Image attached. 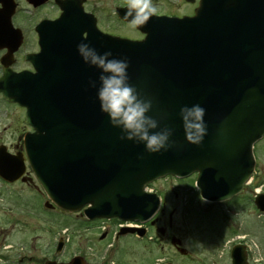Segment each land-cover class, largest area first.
I'll return each instance as SVG.
<instances>
[{
	"label": "water",
	"instance_id": "95a60500",
	"mask_svg": "<svg viewBox=\"0 0 264 264\" xmlns=\"http://www.w3.org/2000/svg\"><path fill=\"white\" fill-rule=\"evenodd\" d=\"M241 1L202 0L195 19L142 27L148 34L143 43L87 40L99 52L111 50L129 61L131 83L153 101L150 114L174 129L167 151L148 153L143 144L120 139L89 87L99 73L78 55L77 39L64 40L54 57L47 36L39 73L2 81L5 96L28 108L27 124L35 130L25 138L28 161L57 206L79 211L90 205L89 219L147 221L158 199L144 192L145 185L196 171L207 200L224 201L242 190L254 167L252 146L264 136V21L244 23L235 5ZM259 12L247 7L246 15ZM78 18L65 23L67 39ZM194 103L206 108L207 134L199 145L186 141L179 118L180 107ZM5 152L0 150V176L14 182L25 174L24 158Z\"/></svg>",
	"mask_w": 264,
	"mask_h": 264
},
{
	"label": "rangeland",
	"instance_id": "374dc122",
	"mask_svg": "<svg viewBox=\"0 0 264 264\" xmlns=\"http://www.w3.org/2000/svg\"><path fill=\"white\" fill-rule=\"evenodd\" d=\"M165 1L163 0V4ZM178 4L179 8L171 13H186L180 0ZM21 9L16 19L23 24L28 18L26 4H22ZM98 13L105 19L104 27H110L113 33L123 36L127 34L126 30L128 35L138 36L130 27L125 30L123 27H107V24L111 25L115 20L113 12L99 9ZM24 129L22 115L11 107L0 106V144L8 148L19 144L24 133L21 131ZM257 149L260 150L259 166L264 170V142ZM31 177L34 179L32 173ZM38 185L36 181L30 186L21 182L8 186L0 182V264H45L47 260L68 263L76 256L86 257L91 264H113L112 260L114 264H156L158 261L171 259H176L177 264H205L210 244L220 243V232L229 238L231 235L228 234H231L233 227L238 232V237L246 240L256 252L257 249L261 251V247L264 248V218L258 217L250 207L242 206L244 209H241L238 204L232 205L231 211L226 212L225 223L221 218V208L206 216L198 215L199 209L207 210L208 207L205 202L200 201L197 192L194 193L192 183L166 180L154 186L155 190H164L166 197V212L156 222L157 227L151 229V238L155 240L149 244H141L135 238L126 236L117 244V249L120 250L109 254L114 246L116 223L101 225L103 221L85 222L82 214H63L57 210L50 212L47 210L46 197ZM250 192L246 197L253 196ZM235 212L236 216H232ZM100 226L109 227V237L103 241L99 236ZM158 230L165 235L162 236ZM171 234L182 240L187 256H182L175 250L171 239H168ZM233 237L234 235L228 240ZM60 239L68 243L63 254H56ZM229 243L230 241L225 244V249ZM260 255L263 257L262 253ZM216 258L221 260L222 253Z\"/></svg>",
	"mask_w": 264,
	"mask_h": 264
},
{
	"label": "clouds",
	"instance_id": "9594fccd",
	"mask_svg": "<svg viewBox=\"0 0 264 264\" xmlns=\"http://www.w3.org/2000/svg\"><path fill=\"white\" fill-rule=\"evenodd\" d=\"M124 19L131 29L146 25L156 12L153 0H127ZM77 53L85 64L98 70V79H90L89 87L95 89L100 111L109 124L120 130V139L143 144L148 153H160L172 147L174 129L161 126L160 121L150 113L151 98L143 95L131 83L126 58L115 56L111 50L99 52L90 42L82 40L77 44ZM206 108L199 103L182 105L179 118L187 142L199 145L207 134L204 117Z\"/></svg>",
	"mask_w": 264,
	"mask_h": 264
},
{
	"label": "flooded vegetation",
	"instance_id": "af4514ba",
	"mask_svg": "<svg viewBox=\"0 0 264 264\" xmlns=\"http://www.w3.org/2000/svg\"><path fill=\"white\" fill-rule=\"evenodd\" d=\"M126 2H127V0H86L84 4H86V8L89 10V9L94 8V7L96 8L98 6V4H106V5L112 4L115 6L114 8L125 7ZM198 3L199 2L197 1L196 4H194V6L195 7L198 6ZM28 4H34V3L31 2ZM40 4H45V5L41 6L39 9L31 7L32 16L29 18L28 23H29V26H32V29H31V34L29 35L28 39H26L24 41L20 50L17 53H15L14 57H12L10 59H6V62H7L6 64L12 63L11 69L13 70V72L20 73L23 71H31V72L34 71L32 65L28 62L26 63L25 59H26V56L28 54H37L39 52L38 36H37L36 30H35L36 25H37V23H40L42 20H45V19H52V20L56 19V18H49V17H47V15H46V17L44 16L45 18H41V14L38 11H40V9L52 7L54 10H56V12H59V14H60V10L56 6L55 0L45 1V2H42ZM35 21H37V22L35 25H33ZM25 47L27 48V51L24 50ZM6 55H8V51L0 50V77L4 71L1 62H2V59ZM15 148L21 149V146L17 145ZM163 214L164 213H162L157 218L156 222L161 219V216ZM220 235H221V240L219 241L220 242L219 244H217V243L210 244L211 249H210V252L206 256L207 258L205 260V264H210V262H212V264H232L231 258H230L232 247L234 245L236 246V244H241V245L244 244L243 242H237V236L235 235L234 236L235 239H234V237L232 238L233 242H231V245L229 246L227 254L223 253L222 259L219 260L216 257L221 255V252L223 250L222 247L225 246V244H227V238L225 237V234L220 233ZM248 257H249V259H248L249 263L248 264H257L256 262L253 263V259L250 258V254ZM259 264H264V260H263V262H261Z\"/></svg>",
	"mask_w": 264,
	"mask_h": 264
}]
</instances>
